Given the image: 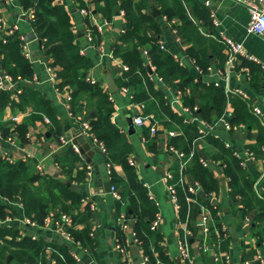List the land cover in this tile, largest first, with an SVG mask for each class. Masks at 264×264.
I'll list each match as a JSON object with an SVG mask.
<instances>
[{"label":"crops","instance_id":"1","mask_svg":"<svg viewBox=\"0 0 264 264\" xmlns=\"http://www.w3.org/2000/svg\"><path fill=\"white\" fill-rule=\"evenodd\" d=\"M55 4L65 9L80 54L91 62L85 81L92 90L74 95L76 86L60 89V79L48 69L54 61L52 55L37 41L30 43V58L23 55L30 62L32 77L12 76L13 81L0 90V156L9 158V164L26 163L28 177L39 178L33 182V190L50 200L49 215L69 213V229L88 232L94 246L87 248L74 238L68 241L54 223L31 217L35 214H30L21 193L8 197L0 192L5 214L0 218L4 264H52L61 252L77 255L81 264H126L117 253L118 240L128 251L129 263L146 264L143 246L133 237L141 213L133 212L124 187L131 171L137 173L148 197L150 194L158 203L149 197L154 211L162 216L157 233L164 254L176 264L178 242L186 234L187 212L179 217L167 193L165 175L173 172L177 177V152L194 153L185 179L196 189L197 202L204 203L211 213L212 232L205 237L193 221L196 207L191 210L187 228L192 234L187 238L195 264H224L221 259L225 255L231 264H261L258 256L264 257V210L253 189L259 180L258 189L264 195L261 123L255 115L244 123H233L231 102L223 114L216 109L204 110L214 101L213 90L238 97L250 106L264 107V38L248 32V7L237 0H57ZM0 12L8 28L17 24L18 33L25 38L32 32L39 37L25 18L20 0H0ZM222 35L241 44L258 63L239 56L229 67ZM122 56L130 62L138 60L133 78L127 76L130 69ZM3 59L0 57V76L5 79L8 68ZM158 64L164 66L158 69ZM107 74L114 78L116 93L109 91ZM227 87L241 90L247 100L227 95ZM137 94L142 102L136 101ZM69 96H73L71 110L67 108ZM42 102L47 105H39ZM98 114L106 115L119 135L109 147L99 140L106 154L88 135L79 139L83 121L91 126ZM16 116L18 122L13 121ZM137 116L148 120L131 133L128 119L133 122ZM203 122L212 125L207 138L198 134ZM154 123L158 132L153 137L150 128ZM171 132L175 136H170ZM74 137L79 139L77 150ZM232 158L239 165L231 166ZM199 159L206 163L202 167L211 178L208 188L198 181ZM90 161L99 166L100 173ZM228 163L237 178L235 188ZM108 164L112 175L107 180L102 172ZM112 176L121 201L110 191ZM122 215L127 217L125 231L118 225ZM147 215L145 212L144 222ZM27 219L36 221L28 224ZM29 243L43 246L40 258H26ZM218 254L221 261L216 260Z\"/></svg>","mask_w":264,"mask_h":264},{"label":"trees","instance_id":"2","mask_svg":"<svg viewBox=\"0 0 264 264\" xmlns=\"http://www.w3.org/2000/svg\"><path fill=\"white\" fill-rule=\"evenodd\" d=\"M56 1L57 0H20V5L25 10H28L30 8L35 9V22L32 24V27L33 30L39 35V38L46 40L44 43V48L47 49V51L53 57L54 61L52 67L56 70L57 77L60 79V83L58 86L60 87V89H66L67 87L76 86L77 90L74 93V95H76L79 92L92 90V87L85 81V74L86 71L91 67V62L86 57L80 54L79 46L75 43V35L70 31L66 11L63 7L55 4ZM79 1L81 0H77V2ZM182 16L184 17L183 14ZM118 50L116 51V54H118ZM156 50H158L157 46L154 47L153 51L155 52ZM134 53L137 55V57H139L138 51H135ZM2 56H4L3 65L8 68L7 73L9 75L13 76L14 78L20 77L21 79L32 77L30 62L25 59L22 53V41L20 40L19 36L14 38L13 40L11 38L7 43H3L0 39V57ZM127 57L131 58L132 56L128 54ZM122 58L124 60V63L128 65L130 69V72L127 74V76L132 77L133 74L131 73L137 71L136 65L138 64V60L130 62L128 58H125L124 56H122ZM139 64L141 63L139 62ZM163 66L164 65L158 64L157 68L159 69ZM131 83L135 84L136 81L132 80ZM125 85L129 86L128 83H125ZM97 93L100 95L99 90L97 91ZM212 94L214 96V101L210 105H206L204 107V110L206 112L209 113L211 110L216 109L223 114L227 106L226 104L228 102H231L235 112V116L232 119L233 123H244L247 118H252L253 114L251 112V107L244 100L235 96L228 97L219 90H213ZM73 96L70 101V106L73 102ZM101 99L104 100V97L102 96ZM136 101L142 102L141 95H136ZM39 105L47 104L42 102ZM90 128L91 132L99 140L103 141L106 146H108L111 142L113 143L117 138H119L117 130L114 129V126L110 123V120L106 115L98 114L97 120L92 122ZM260 135V140L261 142H263V127L260 128ZM147 138L148 140L150 139L149 136H147ZM192 160H194V158ZM197 162L200 170L198 171L200 172L198 181L203 186L208 188L210 186L209 184H211L210 175H208L204 170V167H202L200 159L197 160ZM233 165H239L238 161L233 159L231 166ZM228 168V174L229 176L231 175L233 177V185L235 188V181L237 180V178L231 174L229 163ZM28 176V168L26 166V163L18 162L16 164H9L8 161L0 159V192L8 197H13L18 193H21L22 197H24L25 199L24 202L26 204V207H28L30 214H35V216L31 217L37 219V221H45V219L51 213L50 200L44 198L40 191L33 190V182L39 180V178H29ZM111 183L113 186L116 185L115 177L113 178V176ZM124 187L126 188L127 193L130 195L133 212L141 213V215H138L139 219L137 222L135 234L137 240L141 242L143 246L145 257L149 259L150 264H175L169 261L167 256L164 254L163 247L161 246V236L157 233V231L151 230L150 225L155 219L157 212L154 211V202H151V200L149 199L148 192L146 188L139 182L137 173L135 171H131L129 173L128 181L124 185ZM250 191L254 192L252 188H250ZM178 192L182 204L181 213L183 214V216H185L188 209L186 195L183 189L180 187L178 188ZM258 201L262 205L264 210V202L262 200ZM203 204L204 203L199 201L198 204H194L192 206L196 207V212L194 213L193 219L194 222L200 212V205ZM145 212L148 214L147 216L149 219L144 222L143 217ZM4 216V209L0 207V218L4 219ZM32 221L35 222L36 220ZM69 232L74 239L80 241L85 247L93 248L94 244L88 232L75 233L72 229H69ZM1 242H4V232L0 234V247L2 246ZM40 245L41 244L35 243H33L32 246L30 245V243L26 244V247L29 246L27 248L29 253L25 254L28 260H34L38 257L40 258L41 253H43V246ZM56 263L75 264V261L73 259V256L67 254V252H61ZM0 264H4L3 254H0ZM176 264H180V261L178 260Z\"/></svg>","mask_w":264,"mask_h":264},{"label":"built area","instance_id":"3","mask_svg":"<svg viewBox=\"0 0 264 264\" xmlns=\"http://www.w3.org/2000/svg\"><path fill=\"white\" fill-rule=\"evenodd\" d=\"M11 1L19 2V0H11ZM237 1L244 3L249 9L250 21L248 24V32L253 33V34H257V35L264 38V0H237ZM25 18L32 25L35 22V9L30 8V9L26 10ZM102 29H103V27L100 26L99 30H102ZM18 31H19V27L17 24L8 28L7 26H5L4 19L0 17V39H1V41L3 43H7L12 37H18L19 36L20 40L22 41V53L25 55L26 58H30V56H31V52H30V48H29L30 43H27L25 41V37L22 34H19ZM36 41L40 44V46L42 48H44V43L46 40H43L42 38L37 37ZM221 43L224 45L225 50L228 54L227 64L229 67L232 65L234 58L239 57V56L243 57L244 59H247L249 61H252L254 63H258L257 60L253 56L249 55L246 52V50L243 48V46L241 44L231 41L229 38H227L224 35H222V37H221ZM161 48L163 49V46H161ZM262 68L264 70V66H262ZM48 69L54 77H57L56 70L53 67H49ZM5 74H6L5 79H2L0 76V90L5 89V83L7 81H9V82L13 81V77L11 75H9L8 73H5ZM92 83H95V82L92 81ZM217 87H218V85H217ZM225 93L227 95L228 94L240 95L243 97V99L247 100L246 94H244L241 90H237V89L234 90V89H230L229 87H227V89L225 90ZM179 95H181V92H179ZM71 99H72V96H69L67 98L68 110H71V106L69 104ZM263 106H264V102H263ZM250 107H251L252 114L255 115L259 119L261 126L264 128V107H263V109L258 107V106H250ZM195 110H196V108H195ZM147 120H148L147 117L137 116L134 118L133 123L135 124L136 127H142L146 124ZM13 121L18 122L19 118L17 116L14 117ZM47 122L49 123L50 121L47 119ZM225 123H226L227 129H231V125L228 122H225ZM90 129L91 128H90L89 122L83 121L82 130L79 131V136L88 135L90 137V140H92V142H94V143H97L100 150L106 154L107 149H106L105 145L101 141H99V139L94 134L90 135V133H89ZM211 130H212V125L207 123V122H203L201 127L199 128L198 134H199L200 138H206V137L211 135ZM157 132H158L157 125H156V123H154L150 128L151 136H153V137L156 136ZM175 134H176L175 132H171L170 136H175ZM0 137H1V133H0ZM9 139H11V138H9ZM62 140H63V142H65L66 139L62 138ZM75 148L77 150V146H75ZM170 149H171V151L176 150L173 147H171ZM177 154H178L179 160H180L179 167H178L179 172H178L177 177L175 176V174L173 172H168L165 175L166 189H167V193L171 197V201H172L173 205L175 206L179 217H180V213L182 210V204H181L178 188L179 187L182 188L183 191L185 192L186 202L188 205L187 217H186V221H185V225H184V229L186 231V234H185L184 240H180L178 242L179 261L181 264H195V259H194V256L192 255V252H191V249L189 246V242H188V238H187L188 234H192V232L190 230H188L187 227H188V223L190 221L192 206L194 204H198V202H197V191L193 186L188 184V182L185 179V173H186L187 167H188L189 163L192 161V159L194 158V153L193 152H190V153L177 152ZM0 159L4 160V161H9V158H6V157L0 156ZM130 164L134 165V163L132 161H130ZM201 164L206 167V163L203 160H201ZM38 169L41 170V166L38 165ZM111 175H112L111 166H110V164H108L107 165V176L110 177ZM227 180L229 182L231 181L230 178H227ZM258 182H259V180L254 184L253 188H254L258 198L264 202V195L258 189ZM110 191L112 192L113 196L118 201L122 200V196L115 186L111 185ZM149 197H150V199L154 200L150 194H149ZM155 203L158 206V203L156 201H155ZM200 206H201V209H200L198 216L196 217L195 226L197 228L201 229V231L205 237H208L209 234L211 233V228H210V222H211L210 214L211 213L207 207H205L203 205H200ZM161 220H162L161 214L157 213L155 216V219L152 221L151 226H150L152 231H157L159 222ZM246 220H247V222H251L250 217H247ZM26 223L33 224L34 221L27 219ZM44 223L45 224L54 223L55 226L60 230V233L62 234V236L66 240L71 241V242L75 241L73 239V236L69 232V226H71V224H72V218H71L70 214L62 213V214H59L57 217L55 215H49L45 219ZM118 225L120 226L122 231L127 230V217H126V215H122L118 219ZM223 232L225 233L224 237L227 238L228 232H227L226 227L223 228ZM133 237L136 238L135 233L133 234ZM77 244L79 245L80 243L77 242ZM116 244H117V246H116L117 253H118L120 259H122V261L126 264H132V263H129V261H128V251H127L126 247L123 245V243H121L118 240L116 242ZM72 256H73V259L75 261V264H81L80 259L77 255L73 254ZM220 259H221V256L218 254L216 256V260H220ZM221 260L224 264H231L230 257L228 255H225V257ZM258 260L260 261L261 264H264V257L263 256H258ZM144 262L146 264H150L149 259L147 257L144 258L143 263ZM52 264H57V263L54 260L52 262Z\"/></svg>","mask_w":264,"mask_h":264},{"label":"water","instance_id":"4","mask_svg":"<svg viewBox=\"0 0 264 264\" xmlns=\"http://www.w3.org/2000/svg\"><path fill=\"white\" fill-rule=\"evenodd\" d=\"M80 34V33H79ZM37 40V35L32 32L30 33L26 38H25V41L27 43H33ZM107 82H108V87H109V91L111 93H116L118 91V88L116 86V83L114 81V78L112 77V75H109L107 74ZM129 125H130V132L131 133H134L136 131V127L135 125L133 124L132 122V119L129 118ZM77 129H79L78 126H76ZM75 139H73L72 141L74 142V144H76V146L80 147V144H79V139L80 138H84L83 136H79V139L77 137H74ZM88 145L90 146V144L88 143ZM90 164L95 168V170L97 171V173H100V170H99V166L96 165L95 163H93L92 161H90ZM102 174H105V178L108 180L109 177L107 176V168H105L102 172ZM109 185V184H108ZM109 188H110V185H109Z\"/></svg>","mask_w":264,"mask_h":264},{"label":"rangeland","instance_id":"5","mask_svg":"<svg viewBox=\"0 0 264 264\" xmlns=\"http://www.w3.org/2000/svg\"><path fill=\"white\" fill-rule=\"evenodd\" d=\"M3 18V17H2Z\"/></svg>","mask_w":264,"mask_h":264}]
</instances>
